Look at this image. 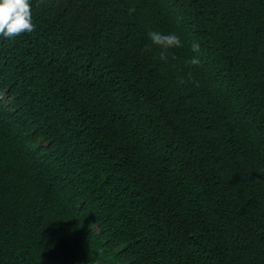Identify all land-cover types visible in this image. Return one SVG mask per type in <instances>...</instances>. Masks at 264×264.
Wrapping results in <instances>:
<instances>
[{"label": "trees", "instance_id": "obj_1", "mask_svg": "<svg viewBox=\"0 0 264 264\" xmlns=\"http://www.w3.org/2000/svg\"><path fill=\"white\" fill-rule=\"evenodd\" d=\"M31 4L0 37V264H264V0Z\"/></svg>", "mask_w": 264, "mask_h": 264}, {"label": "clouds", "instance_id": "obj_2", "mask_svg": "<svg viewBox=\"0 0 264 264\" xmlns=\"http://www.w3.org/2000/svg\"><path fill=\"white\" fill-rule=\"evenodd\" d=\"M31 0H0V37L13 39L23 33H31L35 30L32 22ZM130 9L129 11H134ZM148 37L154 45L160 46V59L167 62V50L181 47V40L175 33L163 34L159 31H149ZM150 50V49H148ZM192 50L199 52V44L193 43ZM186 63L198 65V59H191ZM191 79V73L188 74ZM183 82V81H181ZM198 86V85H197ZM95 264H100L97 260Z\"/></svg>", "mask_w": 264, "mask_h": 264}]
</instances>
